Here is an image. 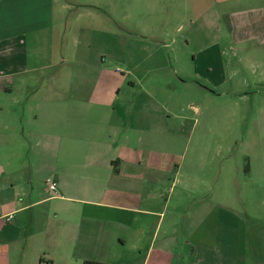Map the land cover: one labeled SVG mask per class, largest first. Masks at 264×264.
Returning a JSON list of instances; mask_svg holds the SVG:
<instances>
[{"label":"crops","instance_id":"obj_1","mask_svg":"<svg viewBox=\"0 0 264 264\" xmlns=\"http://www.w3.org/2000/svg\"><path fill=\"white\" fill-rule=\"evenodd\" d=\"M205 1L211 6L200 9ZM135 3L145 15L167 13L160 32L130 30ZM185 25L190 31L182 34ZM30 37L38 53L32 64ZM183 43L206 80L220 84L231 51L264 47V0H0V264H68L52 258L62 244L52 237V201L67 202L73 253L86 259L119 242L114 264H264V182L250 184L252 167L248 206L236 199L232 177L205 187L194 174L182 190L191 204L171 205L172 195L164 201L171 171L166 105L123 93L127 83L144 87L150 72L179 63L174 51ZM246 59L237 54L236 62ZM51 67L56 72L33 92L35 107L21 119L13 107L17 76ZM126 68L133 70L125 75ZM134 69L148 70L138 76ZM26 147L34 154L25 156ZM246 207L256 214L244 216ZM72 212L81 226L70 223Z\"/></svg>","mask_w":264,"mask_h":264},{"label":"rangeland","instance_id":"obj_2","mask_svg":"<svg viewBox=\"0 0 264 264\" xmlns=\"http://www.w3.org/2000/svg\"><path fill=\"white\" fill-rule=\"evenodd\" d=\"M207 2L201 3L200 9L207 10L212 4V2ZM238 5L235 3L233 7L239 10L242 7ZM181 7L183 6L178 5L176 9L180 11ZM223 7L224 5H218V11H221ZM28 9L29 6H27ZM144 9L143 5L135 3L129 12L130 20L134 23L130 30L134 32L142 30L154 36L162 29L164 22L160 25L161 18L167 13L162 15L161 10L157 9L145 15ZM27 10H25L26 18L30 15ZM224 22V24L230 23L229 18H224ZM149 23H152L151 27H147ZM213 25L216 27L215 24ZM169 27L172 30L174 26ZM189 31L190 29L185 25L182 34ZM256 46L253 47V43H250L245 46V52L238 51L237 48L231 51L229 56L231 67L227 69L229 74L220 84L215 85L206 80L201 60L194 59L192 49L186 48L185 44L183 47L179 46L178 51H174V54L179 55L180 62H173L172 67L150 72L144 87L136 85V89L133 90L127 83L128 88L123 93L135 91L141 95L157 96L166 105V109L163 111V124L168 126L169 132L166 137L167 147L164 150L167 157L166 162L171 171L168 174L169 182L164 201L169 195H172L171 205L180 202L185 207L191 204L182 190L189 187L187 179L191 178L193 174L207 182L205 187L214 182L223 184L232 177L235 197L237 200L244 201L245 206L249 205L252 198L248 196L250 185L247 175L249 169L252 167L250 184L264 182V163L257 160L264 158V47L260 46L257 51ZM249 48H254V50L249 53ZM35 50L36 47L30 37L29 61L31 64L38 54ZM40 54L44 55L45 52L41 51ZM237 54L247 58L245 63L236 62ZM56 70L57 68L52 70L51 67L48 70L17 76L13 88L14 97H18L19 103L13 107L22 113L21 119L25 120L27 117H24L23 113H32L35 107V100L32 98L33 92L43 86V79L52 77ZM131 70L133 69L126 68L123 73L128 75ZM147 70L134 69V72L139 76L146 73ZM176 70L180 72V75H176ZM158 78L160 81H157ZM18 79L25 83L19 86ZM44 89L47 91V88ZM60 106L61 102L52 100V110H59ZM127 107L124 108L127 109ZM33 154L30 148L26 147L25 156ZM252 156L255 158L254 164H250ZM177 171L185 176L184 183L178 182L176 179ZM262 188L264 191V186ZM180 198L183 201H177ZM66 204L65 201H52V237L62 242L58 254H53L52 251V258L58 262L64 259L68 264H84L89 260L114 264L110 261L115 257L113 251L121 249L119 242L116 243L118 246L107 248L109 252L106 255L102 254L93 260L81 257L84 256L83 253L79 256L73 253L78 248V242L73 239V233H70L71 229L67 224L68 218L62 212L63 206ZM158 204H160L159 201ZM161 204H165V202ZM57 206L62 208L58 209ZM240 207L242 206L240 205ZM241 213L244 216L250 213L256 214L247 207ZM70 214L73 216L70 223L75 225L80 223L79 226H81V220L75 218V212ZM263 215L259 212L261 218H264ZM259 216L257 215V217ZM59 220L61 221L60 225ZM41 240L40 236L39 243ZM101 260H107L109 263H104ZM49 264L56 263L52 259Z\"/></svg>","mask_w":264,"mask_h":264},{"label":"trees","instance_id":"obj_3","mask_svg":"<svg viewBox=\"0 0 264 264\" xmlns=\"http://www.w3.org/2000/svg\"><path fill=\"white\" fill-rule=\"evenodd\" d=\"M84 264H103L95 261H86Z\"/></svg>","mask_w":264,"mask_h":264},{"label":"built area","instance_id":"obj_4","mask_svg":"<svg viewBox=\"0 0 264 264\" xmlns=\"http://www.w3.org/2000/svg\"><path fill=\"white\" fill-rule=\"evenodd\" d=\"M52 190H55L56 189V184H52V186L50 187Z\"/></svg>","mask_w":264,"mask_h":264}]
</instances>
